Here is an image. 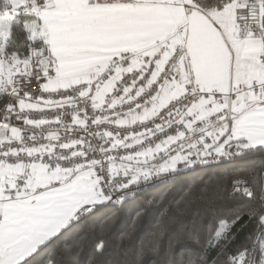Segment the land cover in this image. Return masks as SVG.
<instances>
[{
  "label": "snow or ice",
  "instance_id": "snow-or-ice-1",
  "mask_svg": "<svg viewBox=\"0 0 264 264\" xmlns=\"http://www.w3.org/2000/svg\"><path fill=\"white\" fill-rule=\"evenodd\" d=\"M254 155L264 0H0V264H264V177L139 244L80 234L154 181Z\"/></svg>",
  "mask_w": 264,
  "mask_h": 264
},
{
  "label": "trees",
  "instance_id": "trees-1",
  "mask_svg": "<svg viewBox=\"0 0 264 264\" xmlns=\"http://www.w3.org/2000/svg\"><path fill=\"white\" fill-rule=\"evenodd\" d=\"M264 157L236 156L215 166L199 165L182 170L173 181L152 185L131 200L123 210L116 209L108 218L89 220L80 227L85 238L103 236L113 249L141 239L190 209H206L213 203L218 185L233 178L259 181L263 177ZM243 235V234H241ZM78 237L70 235L68 243Z\"/></svg>",
  "mask_w": 264,
  "mask_h": 264
},
{
  "label": "built area",
  "instance_id": "built-area-1",
  "mask_svg": "<svg viewBox=\"0 0 264 264\" xmlns=\"http://www.w3.org/2000/svg\"><path fill=\"white\" fill-rule=\"evenodd\" d=\"M233 159H234V157H232L231 159L226 160V161H231V160H233ZM224 162H225V161H224ZM222 163H223V162H222ZM183 170H187V169H183ZM181 171H182V170H181ZM181 171H180L179 173H177V174H174V175L170 176V177H163V178H161V179H159V180H157V181H154L150 186L144 188V190L148 189L149 187H151L152 185L157 184V183L173 181L174 179H176V178L180 175ZM263 177H264V172H263ZM144 190H143V191H144ZM143 191H142V192H143ZM142 192H141V193H142ZM141 193H140V194H141ZM140 194H139V195H140ZM137 196H138V195H136L135 197H137Z\"/></svg>",
  "mask_w": 264,
  "mask_h": 264
}]
</instances>
